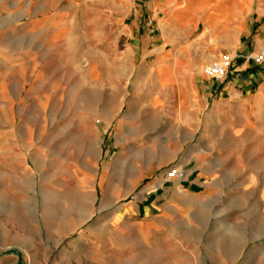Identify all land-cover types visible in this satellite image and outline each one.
I'll list each match as a JSON object with an SVG mask.
<instances>
[{"label":"rangeland","instance_id":"obj_1","mask_svg":"<svg viewBox=\"0 0 264 264\" xmlns=\"http://www.w3.org/2000/svg\"><path fill=\"white\" fill-rule=\"evenodd\" d=\"M135 21L149 22L141 0H0V264H116L101 248L106 209L138 198L219 125L210 153L191 160L206 174L187 264H264V71L237 84L243 94L186 96L241 73L233 61L222 80L203 72L234 54L206 49L191 84L171 80L157 68L165 54L136 45ZM259 25L252 70L264 69Z\"/></svg>","mask_w":264,"mask_h":264},{"label":"crops","instance_id":"obj_2","mask_svg":"<svg viewBox=\"0 0 264 264\" xmlns=\"http://www.w3.org/2000/svg\"><path fill=\"white\" fill-rule=\"evenodd\" d=\"M141 1L149 22L140 29L135 21L129 31L138 47L154 45L159 53L165 54L160 64L157 61V68L168 79H183L191 84L201 64L212 57V52H206V49H218L219 53L227 49L234 54L233 70L236 64L241 73L232 75L220 88H211L212 83L201 89L196 83L195 89L185 88L186 96L193 95L198 100L203 91L206 97H223L230 90L236 95L243 94L246 88L238 90L237 84L247 78L249 84L260 74L259 70L264 71L249 69L253 38L264 17L263 7L254 8L255 0ZM150 24L154 25L153 29ZM168 49H173L171 54L167 53ZM191 106L198 111L203 103L194 101ZM220 126L215 135L204 132L196 136L198 146L193 148L186 162L182 160L166 168L168 171L170 167H180L184 171L182 178H169L162 174L148 184L138 198L116 202L106 209L112 231L102 235L101 248L108 257L116 260V264H183L184 260L187 264L190 251L195 252L198 246L189 232L192 224L189 213L196 210L194 200L205 188L203 174H206L191 160L195 153L200 154L199 158L201 154L210 153V146L220 137ZM52 189L48 186L46 200L51 197ZM46 200L42 212L45 218L50 219L53 211ZM65 228L64 224H47L50 232L63 233Z\"/></svg>","mask_w":264,"mask_h":264},{"label":"built area","instance_id":"obj_3","mask_svg":"<svg viewBox=\"0 0 264 264\" xmlns=\"http://www.w3.org/2000/svg\"><path fill=\"white\" fill-rule=\"evenodd\" d=\"M231 61L232 58L228 56H225L222 62L212 60L204 65L203 72L210 79L222 80L227 74V68L231 65ZM167 176L169 178H182L184 171L180 167L173 166L168 169Z\"/></svg>","mask_w":264,"mask_h":264},{"label":"bare ground","instance_id":"obj_4","mask_svg":"<svg viewBox=\"0 0 264 264\" xmlns=\"http://www.w3.org/2000/svg\"><path fill=\"white\" fill-rule=\"evenodd\" d=\"M1 56V55H0ZM7 63L10 62L9 60L6 61ZM160 70V68H158ZM113 219V218H112Z\"/></svg>","mask_w":264,"mask_h":264}]
</instances>
